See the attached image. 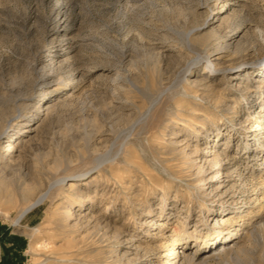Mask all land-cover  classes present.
<instances>
[{"label": "rangeland", "instance_id": "374dc122", "mask_svg": "<svg viewBox=\"0 0 264 264\" xmlns=\"http://www.w3.org/2000/svg\"><path fill=\"white\" fill-rule=\"evenodd\" d=\"M257 26L264 0H0V264H168L184 236L256 205ZM59 179L16 221L25 188ZM199 203L218 212L199 221ZM263 219L255 209L239 258L195 236L184 250L195 264H264Z\"/></svg>", "mask_w": 264, "mask_h": 264}, {"label": "bare ground", "instance_id": "6f19581e", "mask_svg": "<svg viewBox=\"0 0 264 264\" xmlns=\"http://www.w3.org/2000/svg\"><path fill=\"white\" fill-rule=\"evenodd\" d=\"M257 31H258V35L260 37L264 38V28H262L260 26H257ZM192 34H193V30L185 32L183 37H182V41L184 42V44L187 45V47L189 49L192 48ZM213 47L215 48V50H221L223 48H226L227 46L225 44L221 45V41H219L218 43H215V45H213ZM198 55H199L198 56V58H199L200 54H198ZM210 67H213L214 69H217V65L214 62H211L209 64V68ZM250 87H251V85L246 86L244 89L249 90ZM209 88H211V90H214V89H216V86L215 85H212V86L209 85ZM255 88L257 90H259L262 94L264 93L263 92V89H264V78L259 80V82L257 83V86H255ZM244 96L246 97V95H244ZM154 101H155V99L151 101V105L149 106L147 111L145 113H143L142 116L131 125L132 128H133V126L135 124L143 122V120H145L147 118L148 113L150 111V108L152 107ZM261 106H264V98L261 101ZM257 125H258L259 129L264 128V123L263 124L258 123ZM196 133H199V132L196 131ZM262 134H264V133L259 132L258 134H255L256 137H258L257 140L259 142L257 143V148L255 149L256 152L254 154L253 153L252 154L255 155L256 159H260V155L261 154L264 155V140L261 141V139H262V137H264V135L261 136ZM246 136L248 137L249 134L246 133ZM259 136H261V138H259ZM253 140H256L255 137H253ZM127 142L128 141L126 140L125 144H128ZM249 145H250V142L248 140H246L245 141V146L249 147ZM253 152H254V150H253ZM131 153H132V151L130 149H128L127 154L124 156L125 160H127V161L129 160V162H130ZM117 154H118V152H116V153H114L112 155L111 154H107L104 158L98 159V161L96 162L98 164L97 166L98 167H100L102 165L104 166L106 164L105 163L106 161L112 162L114 160V158L117 156ZM255 158H253V159H255ZM113 164H115V163H113ZM217 164H219V162H217ZM169 170L171 171L170 168H169ZM169 173H168V175L173 177V175H171ZM85 174L86 173H82V174H79V175H85ZM218 174H220V173H218ZM65 177H63L62 179H65ZM206 178L213 179L214 175H209ZM206 178L205 177L200 178L199 180H201V183L195 185V187L199 188L200 190L204 189L202 184L206 183L205 182ZM252 178H253L252 179V183H253L252 185L254 186V190L256 191V195L254 197L256 205H249V206L247 205L248 207L246 209H243V210H242V207L238 205L236 207L237 209L233 212V215L229 216L231 214V212H229V213H227V215H224V216H222L219 219V223L223 222V225L219 226L218 229L216 230V232L214 234L210 235L209 237H206V236H203V235H196L197 233L186 235V237L184 236V239H185V243L183 244L184 247H182L181 249L172 247V249L169 250V251L172 252L173 255H175V261L171 262V263L169 262L168 264H177V263L180 264L181 261H182V263L188 262L189 264H195L196 252L195 253H189L188 251L184 250L185 248L188 247L189 238H192L194 236H195V241H196V244H195L196 247H199L202 243H205L206 239L208 240L209 245L211 246L210 251L208 253H212L213 254V253L224 251L225 254H226L228 252H232V253L235 252V257L239 258L238 256L240 255V252H242V250H243V248L239 245V238L242 237V235L244 233L246 234L247 233L246 232V228L250 224L254 223V222H252L254 210L255 209L257 210V208H258L259 212L264 210V191L263 192L261 191V193H259L260 186L264 185V177H262L260 175L258 179H256L254 176ZM59 181H60V179L59 180H54L52 182H49L48 185L44 189H42L41 192H39L37 194H34V192H33V190L35 188L34 186L33 187L28 186L27 188H25V193L29 197L28 198V202L26 203L25 206H23L19 210V215L16 218V221H20V219L23 218L28 212H30L32 209L40 206L44 202V200L50 195L51 190L56 185H59V183H60ZM70 188L72 190H75V192H77V193L79 192L78 190H76L77 184L74 181H72L70 183ZM205 190H203V193H205ZM246 198H247V196H246ZM251 199L252 198L249 197L244 202L247 203ZM163 200H167V197H164ZM198 206L200 208L198 210L200 212L199 219H198L199 221H201L203 218L206 217L205 211H207V212L211 211V213H210L211 215H214L215 212H218V209H214V208L208 209L205 205H202L200 203L198 204ZM226 210H228V208H224V211H226ZM69 214H71V213H69ZM169 215H170V213H169ZM207 219H208V217H207ZM207 219H206V221H207ZM183 220H184V218H183ZM183 222L186 223L187 222L186 219ZM204 224H206V222H204ZM263 227L264 226L262 225V228ZM174 231L176 232V235H180L181 236L182 234H184L183 232H178L177 229H175ZM246 235L250 239V237H251L250 235H252V233L251 234L247 233ZM174 236L175 235L171 236V238H173V240L175 239ZM174 241H173V244H174ZM220 244H222V245H220ZM218 245H220L219 248H218ZM229 254H231V253H229ZM178 258H179V260H177Z\"/></svg>", "mask_w": 264, "mask_h": 264}]
</instances>
